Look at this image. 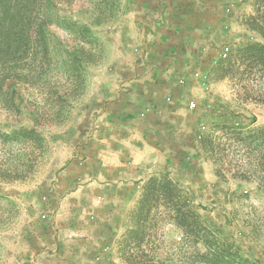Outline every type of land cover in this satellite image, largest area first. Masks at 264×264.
I'll return each instance as SVG.
<instances>
[{
	"label": "rangeland",
	"instance_id": "1",
	"mask_svg": "<svg viewBox=\"0 0 264 264\" xmlns=\"http://www.w3.org/2000/svg\"><path fill=\"white\" fill-rule=\"evenodd\" d=\"M213 2L193 35L154 25L155 0L47 2V53L13 83L0 69V264H198L217 246L264 264V0ZM155 178L199 230L162 195L141 208Z\"/></svg>",
	"mask_w": 264,
	"mask_h": 264
},
{
	"label": "trees",
	"instance_id": "2",
	"mask_svg": "<svg viewBox=\"0 0 264 264\" xmlns=\"http://www.w3.org/2000/svg\"><path fill=\"white\" fill-rule=\"evenodd\" d=\"M50 0H0V69L8 72L13 83L18 64L34 55L35 49L43 47L47 53L49 21L47 18V2ZM235 129V126H225ZM159 192V193H158ZM162 195L165 203L176 206L178 225H189L190 220L197 222L195 213L187 210L186 200L180 190L169 180H149L143 189L140 206L146 204L149 197ZM192 216V217H191ZM190 229L199 230L190 226ZM191 231V230H190ZM194 234V232H193ZM192 234V235H193ZM194 262L198 264H228L220 246L206 249L201 253L195 251ZM250 264V263H247Z\"/></svg>",
	"mask_w": 264,
	"mask_h": 264
},
{
	"label": "crops",
	"instance_id": "3",
	"mask_svg": "<svg viewBox=\"0 0 264 264\" xmlns=\"http://www.w3.org/2000/svg\"><path fill=\"white\" fill-rule=\"evenodd\" d=\"M156 8L155 13L161 14V22H155L154 25L161 29L172 28L176 29L184 28L190 29L187 35H193L198 32V25L203 21H206V12H210V7L213 5V0H155ZM196 14L195 22L193 24H187V18L185 14ZM178 16V20L171 19L172 16ZM205 16V17H204ZM164 17V21H163ZM181 17L184 22H179ZM170 20V21H169ZM163 21V22H162ZM169 21V22H168ZM186 32V31H185ZM190 33V34H189ZM185 34V33H184ZM186 35V34H185Z\"/></svg>",
	"mask_w": 264,
	"mask_h": 264
},
{
	"label": "built area",
	"instance_id": "4",
	"mask_svg": "<svg viewBox=\"0 0 264 264\" xmlns=\"http://www.w3.org/2000/svg\"><path fill=\"white\" fill-rule=\"evenodd\" d=\"M227 1L229 2L230 6L233 7V5L237 4L238 2H240L242 0H227ZM227 11H230V10L228 9ZM228 51H229V49L227 47L224 48L223 51L221 52V56L223 58H226ZM193 106H194V103L192 101H190L188 103V106L187 107H188V109H192Z\"/></svg>",
	"mask_w": 264,
	"mask_h": 264
}]
</instances>
